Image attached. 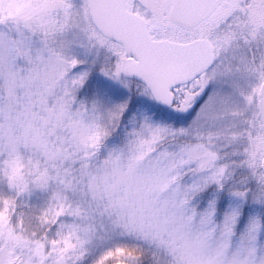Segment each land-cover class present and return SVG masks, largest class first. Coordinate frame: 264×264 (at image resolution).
<instances>
[{"label":"snow or ice","instance_id":"1","mask_svg":"<svg viewBox=\"0 0 264 264\" xmlns=\"http://www.w3.org/2000/svg\"><path fill=\"white\" fill-rule=\"evenodd\" d=\"M0 264H264V0H0Z\"/></svg>","mask_w":264,"mask_h":264}]
</instances>
